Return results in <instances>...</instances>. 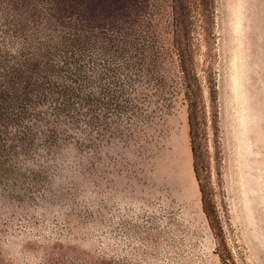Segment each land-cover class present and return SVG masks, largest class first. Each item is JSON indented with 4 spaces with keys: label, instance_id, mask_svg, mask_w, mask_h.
<instances>
[{
    "label": "rangeland",
    "instance_id": "374dc122",
    "mask_svg": "<svg viewBox=\"0 0 264 264\" xmlns=\"http://www.w3.org/2000/svg\"><path fill=\"white\" fill-rule=\"evenodd\" d=\"M0 264H264V0H0Z\"/></svg>",
    "mask_w": 264,
    "mask_h": 264
}]
</instances>
